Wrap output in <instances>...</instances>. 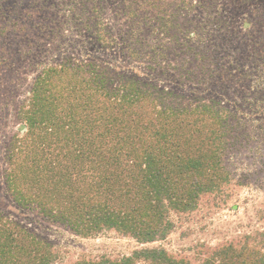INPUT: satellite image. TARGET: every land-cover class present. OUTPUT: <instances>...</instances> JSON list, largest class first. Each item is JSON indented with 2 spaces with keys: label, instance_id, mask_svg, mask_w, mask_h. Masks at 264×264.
<instances>
[{
  "label": "trees",
  "instance_id": "obj_1",
  "mask_svg": "<svg viewBox=\"0 0 264 264\" xmlns=\"http://www.w3.org/2000/svg\"><path fill=\"white\" fill-rule=\"evenodd\" d=\"M83 1L85 6L88 0ZM156 2L123 3L122 15L131 21L125 48L132 57L142 55L135 48L143 45L137 26L167 21L169 14L160 9L138 11ZM89 11L84 25L99 44L112 43L101 15L95 7ZM16 117L21 129L11 135L4 154L6 192L19 206L78 235L113 228L141 243L163 238L173 226L170 210H193L201 195L228 180L222 157L230 118L224 106L115 75L89 59L64 57L43 67ZM245 250L228 245L200 264H264V252ZM55 260L52 243L0 213V264ZM69 264L191 263L155 247Z\"/></svg>",
  "mask_w": 264,
  "mask_h": 264
},
{
  "label": "rangeland",
  "instance_id": "obj_2",
  "mask_svg": "<svg viewBox=\"0 0 264 264\" xmlns=\"http://www.w3.org/2000/svg\"><path fill=\"white\" fill-rule=\"evenodd\" d=\"M157 1L138 11L160 9L167 21L137 26L144 46L135 44L142 55L132 57L125 48L131 21L122 14L123 3L135 6L133 0H88L85 6L83 0H0V213L52 243V264L118 259L155 247L191 264L228 245L246 247L245 254L264 252V0ZM93 7L113 36L108 45L84 25ZM64 57L89 59L185 98L217 101L229 113L222 157L227 182L201 195L193 210H170L173 226L163 238L141 243L113 228L78 235L6 192L5 149L21 129L16 111L41 69Z\"/></svg>",
  "mask_w": 264,
  "mask_h": 264
}]
</instances>
